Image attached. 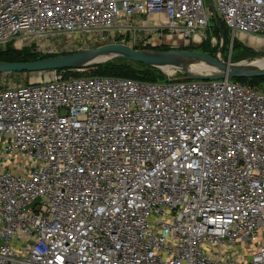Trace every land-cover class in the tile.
Wrapping results in <instances>:
<instances>
[{
	"label": "built area",
	"instance_id": "built-area-1",
	"mask_svg": "<svg viewBox=\"0 0 264 264\" xmlns=\"http://www.w3.org/2000/svg\"><path fill=\"white\" fill-rule=\"evenodd\" d=\"M206 1L0 0V50L146 29L185 51ZM213 2L233 39H263L264 0ZM71 71L0 90V264H264V92Z\"/></svg>",
	"mask_w": 264,
	"mask_h": 264
},
{
	"label": "water",
	"instance_id": "water-1",
	"mask_svg": "<svg viewBox=\"0 0 264 264\" xmlns=\"http://www.w3.org/2000/svg\"><path fill=\"white\" fill-rule=\"evenodd\" d=\"M209 13L217 24L221 46L213 57L193 51H139L122 44L106 45L95 49L81 50L64 56L33 62H0V74L43 73L49 71L76 70L109 60H126L159 69L165 73L183 72L185 80L211 81L222 79H257L264 77V63L224 61L225 37L213 0H207ZM207 67L209 72H199Z\"/></svg>",
	"mask_w": 264,
	"mask_h": 264
},
{
	"label": "rangeland",
	"instance_id": "rangeland-1",
	"mask_svg": "<svg viewBox=\"0 0 264 264\" xmlns=\"http://www.w3.org/2000/svg\"><path fill=\"white\" fill-rule=\"evenodd\" d=\"M206 6L208 7V2L206 1ZM151 19V18H150ZM140 25H144L145 23L149 22L150 24L153 21H150L149 18L146 16H139ZM145 22V23H144ZM148 23V24H149ZM215 21H213L204 34V40L210 41L213 48L217 49L218 52L221 46V38L216 36L213 32L215 27ZM227 33L225 38V53L223 55L224 61H230L233 64L241 63V62H253L257 59H264V44H258V42L253 41L256 38H246L241 37L240 34H237L234 39L231 32L225 28ZM109 35V36H108ZM168 32L161 33H154L148 30L142 31H135L134 29L131 32H127L124 34L117 33L115 35L105 33L103 37L105 40L97 39L96 36H86L84 41H79L78 39L69 38L67 39V43L65 46L66 54L75 53L81 50L86 49H95L106 45L112 44H122L129 46L135 50L139 51H164V49H176L177 47H184V42L180 41L177 37L169 38ZM264 39V34L261 35ZM261 39V40H263ZM259 40V39H257ZM264 41V40H263ZM174 42H178L175 45ZM234 45H241L238 50H233L232 48ZM12 48L19 52L29 51L28 47H23L22 49L15 48V46L11 45L7 49ZM192 51L203 53L204 48H199L197 46H192L190 48ZM245 50H251L253 52L259 53V56H252L245 52ZM186 51V50H185ZM33 53V52H32ZM114 60H109L107 62H103L100 64L90 65L86 68H81L80 70H73L69 73H66L64 76L66 78H80V77H89V76H98L103 75L104 72L108 71L107 66L109 63L113 62ZM126 66L131 67L132 71L140 72L143 70L141 66L134 63H125ZM163 72V71H162ZM166 78H171L173 80H185L186 75L183 72H175V73H165L163 72ZM41 75L39 73H12V74H0V90H4L6 88L12 86H27L32 82L39 81ZM43 77L49 78V75L46 73ZM251 85V84H249ZM252 87L259 89L260 91L264 92V86H254Z\"/></svg>",
	"mask_w": 264,
	"mask_h": 264
},
{
	"label": "trees",
	"instance_id": "trees-1",
	"mask_svg": "<svg viewBox=\"0 0 264 264\" xmlns=\"http://www.w3.org/2000/svg\"><path fill=\"white\" fill-rule=\"evenodd\" d=\"M221 27L223 30L224 37L226 38V31L225 26L221 23ZM214 34L218 37H220V32L218 30L217 24H215ZM221 38V37H220ZM241 47V45H234L232 48L233 50H238ZM199 48H204L203 53L215 56L217 54L216 50L214 49L210 41H205ZM30 50V49H29ZM170 49H164V51H169ZM163 51V50H162ZM186 51H192L190 48L186 49ZM195 52V51H193ZM246 53L252 55V56H259V53L253 52L251 50H245ZM68 55V54H64ZM51 58L50 56H42L35 53H32L31 51H24L19 52L15 49L9 48L6 50H0V62H8V63H19V62H33L38 60H44ZM125 63H134L126 60L116 59L113 62L109 63L107 66L108 71L104 72L103 75L98 76H110V77H121L126 79H133V80H139L143 82H149V83H157V82H165L167 80L164 73L156 68H151L148 66H145L143 64H138L143 68L140 72L132 71L131 67L126 66ZM237 82L242 84H251L254 86H264V77L257 78V79H236Z\"/></svg>",
	"mask_w": 264,
	"mask_h": 264
},
{
	"label": "bare ground",
	"instance_id": "bare-ground-1",
	"mask_svg": "<svg viewBox=\"0 0 264 264\" xmlns=\"http://www.w3.org/2000/svg\"><path fill=\"white\" fill-rule=\"evenodd\" d=\"M243 37H246V36H243ZM251 38H253V37H251ZM253 41L258 42V44H264V41L261 40V39H259V40L254 39ZM256 62L259 63V64H262V63H264V59H257ZM199 69H200L199 72H202V73L209 72V70H208L207 67H205V68H199Z\"/></svg>",
	"mask_w": 264,
	"mask_h": 264
},
{
	"label": "crops",
	"instance_id": "crops-1",
	"mask_svg": "<svg viewBox=\"0 0 264 264\" xmlns=\"http://www.w3.org/2000/svg\"><path fill=\"white\" fill-rule=\"evenodd\" d=\"M243 37V36H242ZM264 40V39H263Z\"/></svg>",
	"mask_w": 264,
	"mask_h": 264
}]
</instances>
